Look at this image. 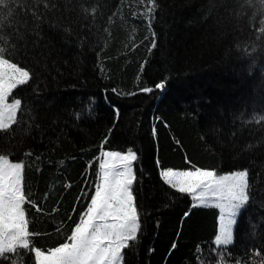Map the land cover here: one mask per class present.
<instances>
[{"label": "trees", "instance_id": "obj_1", "mask_svg": "<svg viewBox=\"0 0 264 264\" xmlns=\"http://www.w3.org/2000/svg\"><path fill=\"white\" fill-rule=\"evenodd\" d=\"M31 3L48 48L0 44L32 74L9 98L22 99L18 123L0 131V154L25 166L30 248L70 243L103 152L132 149L142 229L123 264H221V253L264 264V0ZM195 167L249 170L252 199L226 249L212 243L219 210L193 208L159 176ZM10 255L35 264L34 251Z\"/></svg>", "mask_w": 264, "mask_h": 264}, {"label": "snow or ice", "instance_id": "obj_2", "mask_svg": "<svg viewBox=\"0 0 264 264\" xmlns=\"http://www.w3.org/2000/svg\"><path fill=\"white\" fill-rule=\"evenodd\" d=\"M149 3H154V0H149ZM32 7L31 0H0V44L10 43L13 49L22 47L24 50L29 46L33 50L48 48L51 41L42 44L45 41L41 31L43 13L33 11ZM44 7L47 8V4ZM148 13L151 16L152 7ZM49 27L55 29L56 26ZM260 31L264 32V27ZM155 46L153 42L152 47ZM7 55L10 53H6L5 47H0V131L5 133L18 123L17 113L22 106L21 98L12 99L11 103L9 98L14 90L27 85L32 78L28 68L6 58ZM40 55L45 53L41 51ZM154 88L163 91L166 81L156 83ZM153 90L146 87L141 91L151 93ZM114 111L118 114L119 110ZM103 157L94 193L68 238L71 242L44 252L30 248V236L34 234L29 231L26 218L25 205L32 202L25 191V166L22 162H13L9 155L0 154V258L11 259L12 264H16L10 254H18L22 249L34 251L35 264H123L124 250L138 242L142 229L134 190L138 181L134 169L138 155L129 149L127 152L104 151ZM159 176L177 193L188 195L193 208L219 210V230L212 242L216 246L214 251L234 244V226L252 199L253 185L247 168L226 174L200 167L194 170L168 168L161 170ZM184 215L187 217L190 212ZM256 255H260L259 252L253 253ZM220 261L224 264L223 253ZM235 264H242V260L237 258Z\"/></svg>", "mask_w": 264, "mask_h": 264}, {"label": "rangeland", "instance_id": "obj_3", "mask_svg": "<svg viewBox=\"0 0 264 264\" xmlns=\"http://www.w3.org/2000/svg\"><path fill=\"white\" fill-rule=\"evenodd\" d=\"M9 103H11V102H9ZM103 158H104V157H103ZM103 158H102V159H103ZM234 229H235V226H234Z\"/></svg>", "mask_w": 264, "mask_h": 264}]
</instances>
